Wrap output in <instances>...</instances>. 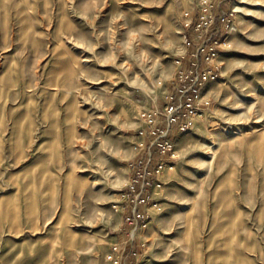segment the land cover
I'll list each match as a JSON object with an SVG mask.
<instances>
[{
    "label": "rangeland",
    "instance_id": "1",
    "mask_svg": "<svg viewBox=\"0 0 264 264\" xmlns=\"http://www.w3.org/2000/svg\"><path fill=\"white\" fill-rule=\"evenodd\" d=\"M205 44L219 76L160 152L144 114ZM114 260L264 264V0H0V264Z\"/></svg>",
    "mask_w": 264,
    "mask_h": 264
},
{
    "label": "built area",
    "instance_id": "2",
    "mask_svg": "<svg viewBox=\"0 0 264 264\" xmlns=\"http://www.w3.org/2000/svg\"><path fill=\"white\" fill-rule=\"evenodd\" d=\"M214 23L215 16L212 12L202 13L197 20L196 28L198 30L202 29V33L207 32L208 34ZM207 34L205 36L206 39ZM212 37L213 35H211V38ZM188 44H191V42H188ZM215 49L216 47L214 45L209 46L208 44H205L204 46L197 47L196 51L192 53L194 58L197 59V62L192 63L195 67H191L180 73L178 78L177 95H172L169 98L163 123L158 125L160 115L157 110H152L149 113L144 114L149 123V132L156 137L155 145L158 146L160 152H172L173 143L170 140V136L175 130L186 131L190 129L195 124V118L197 115L201 113L199 108L201 91L207 82L215 81L219 76L218 68L213 65L217 54ZM202 59L206 60L211 66L200 69L199 62H201ZM150 156L151 157L145 162L142 160L139 162L138 165L140 168L135 174L133 180V183H141L138 197L143 196L147 187H150L153 184L151 179L153 173L149 169L150 164H152L151 151ZM111 259L113 260V256H111ZM114 263L119 264L120 261L114 260Z\"/></svg>",
    "mask_w": 264,
    "mask_h": 264
},
{
    "label": "trees",
    "instance_id": "3",
    "mask_svg": "<svg viewBox=\"0 0 264 264\" xmlns=\"http://www.w3.org/2000/svg\"><path fill=\"white\" fill-rule=\"evenodd\" d=\"M218 22H219V19H218ZM214 34H217V33H214Z\"/></svg>",
    "mask_w": 264,
    "mask_h": 264
}]
</instances>
